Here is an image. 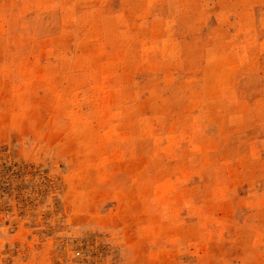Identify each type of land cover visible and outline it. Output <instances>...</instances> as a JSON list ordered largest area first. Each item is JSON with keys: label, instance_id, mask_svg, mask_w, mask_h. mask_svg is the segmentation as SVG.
I'll list each match as a JSON object with an SVG mask.
<instances>
[{"label": "rangeland", "instance_id": "374dc122", "mask_svg": "<svg viewBox=\"0 0 264 264\" xmlns=\"http://www.w3.org/2000/svg\"><path fill=\"white\" fill-rule=\"evenodd\" d=\"M0 264H264V0H0Z\"/></svg>", "mask_w": 264, "mask_h": 264}]
</instances>
